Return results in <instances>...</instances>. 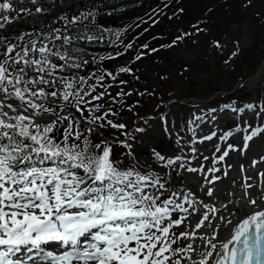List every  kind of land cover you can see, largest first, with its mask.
Segmentation results:
<instances>
[{
	"label": "snow or ice",
	"instance_id": "snow-or-ice-1",
	"mask_svg": "<svg viewBox=\"0 0 264 264\" xmlns=\"http://www.w3.org/2000/svg\"><path fill=\"white\" fill-rule=\"evenodd\" d=\"M30 2L38 5L35 13L47 11L39 0ZM14 5L16 0H0V30L16 18L11 13L18 16L33 11ZM97 13L93 8L71 17L60 16L62 27L33 29L14 40L0 35V264H264V170L257 173L261 178L259 201L250 192L251 175L240 185L241 200L253 206L250 212L236 217L229 209L225 216L220 209L228 206L218 208L212 202L220 196L217 182L234 167L229 163L219 168L217 162L225 161L233 151L243 155L254 138H264V100L258 105H224L239 114L256 110L261 123L245 122V127L237 124L218 137L216 131L203 136L201 143L213 137L226 142L231 138L224 148L214 145L211 158L203 156L210 167H193L187 156L165 157L153 149L157 166L171 170L165 173L168 178L142 173L134 163H125L128 157L137 159L128 139L93 141V132L106 128L125 130L126 137L137 139L129 136L126 124L109 118L118 115L112 107L99 102L110 94L98 88H104L106 77L115 81L117 76L107 69L91 78L78 71L87 61L83 60L86 50L77 43L104 37L92 30L73 34L72 29L95 26ZM190 35L184 32L161 47H172ZM215 44L220 46L219 41ZM131 47L127 44L125 50ZM141 47L148 49L149 45ZM239 51L237 45L231 55L235 57ZM146 54L141 52L135 59ZM132 71L119 68L120 73ZM89 79L95 82L89 83ZM49 113L55 119L41 122ZM161 119L168 131L166 117ZM149 127L145 120L135 131L144 133ZM238 134H242V142L236 141ZM190 142L194 145L191 153H198L195 141ZM115 143L127 149L123 158H114ZM258 165H264V155L252 159L249 167ZM239 167L243 172L245 166ZM177 169L203 174L207 200L173 184V173L180 175ZM182 225L189 230L177 236L174 229ZM48 241H61L67 247L45 251L42 245ZM24 248L26 255L18 256Z\"/></svg>",
	"mask_w": 264,
	"mask_h": 264
},
{
	"label": "rangeland",
	"instance_id": "rangeland-1",
	"mask_svg": "<svg viewBox=\"0 0 264 264\" xmlns=\"http://www.w3.org/2000/svg\"><path fill=\"white\" fill-rule=\"evenodd\" d=\"M237 2L238 11L234 16L232 14V9L235 7L233 0L227 1L228 4L214 6L213 15L205 21L207 34L203 31L193 34L192 31L190 36L172 46L173 48L162 47L156 53L148 54L138 65L143 67L144 71L136 78L143 84L141 87L143 95L137 97L135 93V98L140 99V101H136L140 109L130 107L121 116L114 119L117 123L126 124L127 129L131 126L132 135L137 137L136 140L126 137L129 143L133 144V151L137 158L133 160L132 157H128L125 161L126 164L134 163L136 168L142 171L143 157L140 156V151L137 152L138 150L135 148H137L136 141L139 138L140 141H143V136L135 129L144 125L146 119L138 120V117L149 111L156 112L166 108L170 92L173 90H175L177 100L170 102L168 113L173 119L180 120L183 126L196 108L207 107L206 100L210 96L211 101L208 103L212 104L215 99L234 97L243 100H264V68L261 76L253 78L264 59V22L260 18L264 12V0H251V3H248V0H237ZM229 19L232 21L228 22ZM221 31L225 32L221 36L223 43L219 46V51L215 49L211 52L209 40L213 38L214 34ZM164 45L169 44L166 42ZM237 45L240 51L234 57L233 64L232 62L230 64L226 61L225 56L229 51L232 54L233 49L236 51ZM240 55H245L246 59L244 64L235 68ZM241 78L246 79L241 80ZM225 92H228V95L222 96ZM238 104H242V102H238ZM100 131L106 137H110L111 134L122 135L121 130L114 128L101 129ZM94 133L97 132L94 131L93 136ZM126 152L127 149L123 145L113 148V154H119L120 158H123Z\"/></svg>",
	"mask_w": 264,
	"mask_h": 264
},
{
	"label": "trees",
	"instance_id": "trees-1",
	"mask_svg": "<svg viewBox=\"0 0 264 264\" xmlns=\"http://www.w3.org/2000/svg\"><path fill=\"white\" fill-rule=\"evenodd\" d=\"M157 0H39V4L47 9L43 13H35L34 8L38 5H33L30 0H16L17 9L19 7L33 9L31 13L17 12L11 13L13 17L11 23L6 25L5 29L0 30V35L7 36L10 40L26 31L33 29H45L47 26L62 27L63 21L58 18L67 15H79L80 12H87L93 8L98 9L97 19L107 20L109 24L116 23L117 20H125L136 17L140 12L147 11L153 6ZM150 7V8H151ZM112 25V24H111ZM73 30V29H72ZM73 34L79 32L73 30ZM81 33V32H80ZM77 47L86 50L83 60H93L95 55H92L100 46L98 42L79 41ZM85 66L82 65V67ZM81 70V68H80Z\"/></svg>",
	"mask_w": 264,
	"mask_h": 264
},
{
	"label": "bare ground",
	"instance_id": "bare-ground-1",
	"mask_svg": "<svg viewBox=\"0 0 264 264\" xmlns=\"http://www.w3.org/2000/svg\"><path fill=\"white\" fill-rule=\"evenodd\" d=\"M160 131H158L155 127L150 128L149 130L146 131V133H144V135H145L144 138H146L145 141H149V135L155 134L156 136H158L160 138H164V140H166L167 142L170 143L171 141H169V136L164 135L162 130H160ZM171 138H172V135H171ZM260 140L261 139H259L253 145V149H254L253 154L258 156V157L260 154L263 155V152L261 150L264 148V143L259 144ZM172 143H173V141H172ZM177 144L178 143L175 142L176 147L178 146ZM179 144L181 145L179 151L186 149V147H185L186 144L184 141L180 140ZM202 145L205 146L204 144H202ZM141 151L143 153H145L146 155H148L149 147L143 146V147H141ZM201 154L207 155L208 153H207V151H204ZM241 157L243 160L245 159V156H241ZM246 168H247L246 171L249 172L248 174L247 173L245 174L246 171L240 172L241 170L239 168H236V166H234L233 168L229 169V175L227 177H224L223 180H221L220 182H217V187L220 190V196L218 199H214L212 202L215 203L216 206H219L221 204H225L228 206V209L221 208L220 214L227 216L228 210L230 209L234 216L240 217L242 215V212L245 211L242 209V201H241V197L244 195L243 189L240 187L241 177L245 176V175L246 176L251 175L252 179L250 181H248V183H250L252 181H256V183L258 184L257 180H255L256 176L254 174H252V172L255 173V171H254L255 169L250 168L249 166H246ZM261 170H264V165H262ZM183 178H184L183 184L185 187H187L189 181L198 182L199 186L201 187V190L204 192V195H202L199 199L207 200L206 192L204 190L205 185L203 183V176L201 173H193L190 175V177H187L184 174ZM257 178H260V177H257ZM260 180H261V178H260ZM233 181H235V184H233ZM242 183H244V182H242ZM250 191H251V194L259 201L260 195L262 194L260 189L256 188V186H254ZM237 200H239L240 203H236L235 201H237ZM229 201H232V203H229ZM218 202H220V203H218ZM248 207H249V212H250V210L253 206L248 204ZM185 228L187 230H189L187 228V225H185Z\"/></svg>",
	"mask_w": 264,
	"mask_h": 264
},
{
	"label": "water",
	"instance_id": "water-1",
	"mask_svg": "<svg viewBox=\"0 0 264 264\" xmlns=\"http://www.w3.org/2000/svg\"><path fill=\"white\" fill-rule=\"evenodd\" d=\"M158 147H159V148H162V145H161V144H159V145H158Z\"/></svg>",
	"mask_w": 264,
	"mask_h": 264
}]
</instances>
